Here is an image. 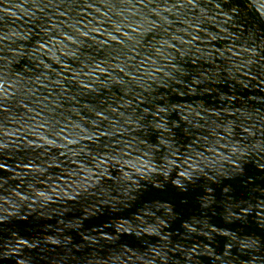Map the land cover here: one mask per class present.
<instances>
[{"label":"water","instance_id":"1","mask_svg":"<svg viewBox=\"0 0 264 264\" xmlns=\"http://www.w3.org/2000/svg\"><path fill=\"white\" fill-rule=\"evenodd\" d=\"M0 264H264V0H0Z\"/></svg>","mask_w":264,"mask_h":264}]
</instances>
